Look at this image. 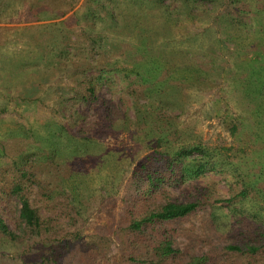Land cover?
I'll return each mask as SVG.
<instances>
[{
    "label": "rangeland",
    "instance_id": "374dc122",
    "mask_svg": "<svg viewBox=\"0 0 264 264\" xmlns=\"http://www.w3.org/2000/svg\"><path fill=\"white\" fill-rule=\"evenodd\" d=\"M90 2L0 1V173L8 179L12 170L17 173V167L27 166L23 154L43 152L49 146L60 152V167L65 170L64 179L49 184L46 191L57 204L55 212L46 210L49 200L37 185L28 195L41 215L53 220L55 230L45 240L22 235L21 203L0 192V217L21 237L12 241L0 234V264H86L84 256L91 251L96 264H130L131 249L124 250L127 238H132L137 253H148L151 262L153 243L147 241L156 233L173 240L176 254L166 264H191L192 258L203 257L207 264H255L228 248L264 244V119L256 118L247 99L244 85L249 74L242 68L264 52V0H239L240 14L231 16L224 15L228 0L206 13L200 0L189 15L172 10L165 16L158 11L165 17L162 26L167 25V32L154 38L139 28L114 33L91 16ZM129 10L138 11L131 3ZM52 37L58 47L65 46L66 57L60 49L45 53L53 45ZM149 38L166 72L182 84L176 95L179 107L170 110L171 117L167 113L174 144L199 145L206 162L219 155L225 162L197 183L156 192L155 199L146 193L147 183L137 177L145 175L142 165L165 172L167 150L155 147L158 136L149 135L150 126H138V109L152 113L158 125L166 123L157 120L166 109L155 97L138 101L126 88L128 77L137 80L129 74L132 52ZM84 52L94 64L120 71L103 74L104 82L109 79L115 85L114 90L102 87L100 93L103 106L114 105L120 111L114 115L122 114L123 119L115 116L119 129L107 137L82 142L78 124L96 121L97 106L86 111L82 82L66 58L81 60ZM33 62L38 64L33 67ZM77 145L83 148L77 150ZM196 187L212 189L213 195L208 206L190 217L159 225L155 234L148 229L142 237L121 232L130 199L132 203L181 201L184 191L195 194ZM246 188L248 194L241 197ZM44 254L48 260L42 258ZM146 258L137 261L150 264ZM257 259L256 264H264V247Z\"/></svg>",
    "mask_w": 264,
    "mask_h": 264
},
{
    "label": "trees",
    "instance_id": "16d2710c",
    "mask_svg": "<svg viewBox=\"0 0 264 264\" xmlns=\"http://www.w3.org/2000/svg\"><path fill=\"white\" fill-rule=\"evenodd\" d=\"M89 1H91L89 6H91V10H93L91 16L95 17L97 20L104 21L114 33H118V29L122 30L125 27L127 31L139 28L140 30L148 32L150 38H154L165 35L167 32L165 29L167 23H164L166 26H162V18L165 17L158 11L163 10L165 16L172 10L173 13H177L178 15H184L186 13L189 15L192 13L194 4L199 0H169L170 3L168 4L165 3L166 0ZM200 1L205 3V10L203 11L206 13L211 10H218L222 7L224 0ZM238 1L239 0H228V3H225V5L229 11H225L224 15L231 16L233 12L239 15L240 10L238 9L240 7H236ZM250 1L251 0H247V2ZM130 3L134 5L138 11L129 10ZM123 7H125V11H122ZM43 34L49 36L47 33ZM150 38L142 44L137 45L132 52L133 57L130 61L132 65L129 74L137 77V80L131 81L128 77L126 88L129 89L128 93L133 95L138 101L155 97V101H158L162 108L166 109L164 112H161V116L157 120L166 122L168 118L167 113L169 112V116L171 117L170 110H175L179 107L176 102V95L179 93V89H182V84H180L181 82L179 80L174 79L172 74L166 72L165 65L155 52V49L151 46L153 41L150 40ZM51 39L53 45L49 46L45 53H57L60 49L62 55L66 57L64 53L65 50H63L65 46L61 45V47H58L57 45H59V43H57L56 38L52 37ZM89 56L88 53L84 52L81 57H79L81 60L73 61L66 58V61L75 67V74L79 76L78 81L82 82L80 86L84 89L83 101L88 108L86 111L91 109V106H97L96 112L98 113V119L96 121L87 123L86 125L84 122L78 124V134L79 136H83L82 142L103 139L107 137L109 133L117 131L119 129L118 125L120 124V121L115 119L116 115H114V111L117 112L119 109L114 105L103 106L104 103H101V101L104 99V95L100 93L102 87L110 86L109 90H114L115 85L114 83L112 84L109 79H106V82H104L103 74H119L120 71L110 66L102 65V63L99 62H95L94 64L90 61L91 57ZM256 56V61L246 63V66L242 68H244L245 71L247 70L249 74L244 85V89L246 90L245 94L249 103L256 109V118L261 120L264 119V52L259 51ZM61 63L60 61V64ZM37 64V62H33V67ZM92 72H96L98 75L96 76ZM116 117L123 119L122 114H118ZM138 117V126H150L153 132L149 133V135L155 136L156 134L158 136L157 141H154L155 147L163 146L165 150H167V153H164V155L168 156L166 161L167 170H165V172L150 170L149 168L147 169L145 165H142V170L145 175L137 177L138 180L147 183L146 193L151 195L149 196L151 199L156 198V192H167L166 189L169 187L179 188L187 182L197 183L207 172L217 171L219 167L223 168V165H225V162L218 158L220 155L206 162L204 160V152H202V148L199 145H181L177 147L173 142V136H170L168 132V130H173L172 128L174 127L170 128L168 125L166 126L167 122L158 125L156 121L157 117H154L152 113L141 112L139 108ZM233 129L234 132L238 131L236 128ZM78 148H83V146L77 145V148L75 147L77 150ZM59 154L60 152L57 151L55 146H49L48 149L43 152L36 151L27 155L23 154L24 157L22 160L24 164L27 165L26 167H17L15 169L17 173L12 170L8 179L3 176L4 173H0V192L6 198H11V196L18 198L21 203V224L19 228L22 229V235L45 240V237L51 236V231L55 230L52 226L53 220L43 217L40 208L30 201L28 195L33 184L37 185L49 200L47 204L45 203L46 210L49 212L56 211L57 204L53 203L52 196H50L51 192L46 194V191H48L47 188L49 184H59L62 179H64L65 170L60 167L61 157ZM194 154H197L198 157H194ZM57 172H61L62 176L57 178ZM254 180L258 182V180ZM253 187H255V185H253ZM195 190V194L184 191L181 195L183 197L181 201L174 200L163 204H158L157 199L148 203L143 201L132 203L130 199L123 219L124 227L121 232L131 231L135 236L142 237L148 229H150L152 234H155V230L159 225L190 217L202 206H208L213 195L211 194L212 189L196 187ZM135 191L137 192L138 189ZM247 194L248 189L246 188L245 191L241 193V197ZM261 196L264 197V189L261 190ZM257 213L261 216L262 211L260 212L257 210ZM262 225V229L264 230V221ZM0 234L12 241H17L21 238L16 233L10 231V228L2 217H0ZM154 236L155 237H152L151 240L147 241L153 243V252L151 253H153L152 255L155 260L153 259L151 262L148 260L150 257L148 253L140 254L136 252L137 248L133 246L135 244L132 238L125 239L127 245V249H124L125 252L131 249L129 253L130 264H143L144 262L137 261V258L141 257H147L145 260L146 262L149 261L150 264H166L169 258L176 254V250L173 249L172 245L173 240L169 236L165 234L159 235L157 233ZM261 238H264V234L261 235ZM263 247L264 244L260 246H234L229 247L228 250L245 255L244 258L246 257L256 264L259 261L257 259L258 253ZM141 249L145 251L144 247ZM42 258L48 260L46 254H44ZM84 258V263L96 264V255L94 251H91L89 255H85ZM207 261L206 257L192 258L191 264H207ZM52 262H56V257L53 258Z\"/></svg>",
    "mask_w": 264,
    "mask_h": 264
}]
</instances>
